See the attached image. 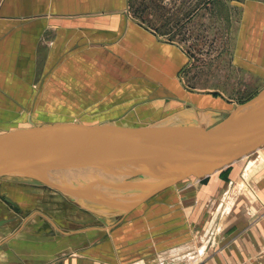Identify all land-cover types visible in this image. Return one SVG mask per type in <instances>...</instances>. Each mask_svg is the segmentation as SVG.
I'll return each mask as SVG.
<instances>
[{"label":"crops","instance_id":"0c3cea01","mask_svg":"<svg viewBox=\"0 0 264 264\" xmlns=\"http://www.w3.org/2000/svg\"><path fill=\"white\" fill-rule=\"evenodd\" d=\"M140 1L0 0V106L15 109L3 112L6 120L27 114L35 122H102L89 131L115 140L130 129L119 132L115 123L163 121L187 107L226 110L225 96L184 82L188 52L180 41H192L197 32L182 40L161 35L133 14ZM161 3L195 27L200 18L230 12L232 65L264 77V0ZM16 107L34 109L28 114ZM187 116L196 118L190 112L179 117ZM69 130L59 138L80 144ZM252 154L258 161L228 208L226 196L244 163L227 166L229 180H192L114 225L75 226L71 222L91 221L64 219L65 230L34 231L33 250L11 246V234L0 229V264H264V145ZM214 205L216 218L205 211Z\"/></svg>","mask_w":264,"mask_h":264},{"label":"water","instance_id":"95a60500","mask_svg":"<svg viewBox=\"0 0 264 264\" xmlns=\"http://www.w3.org/2000/svg\"><path fill=\"white\" fill-rule=\"evenodd\" d=\"M187 111L198 113V110L190 107L183 112ZM60 123L63 122L55 121L51 125L56 127ZM80 125L90 128L101 126L98 123ZM39 126L35 124L0 133V176L24 178L68 196H75L74 188L87 190L99 196L92 198V201L113 208L109 209L111 215L107 217L116 218L178 181L201 179L264 145V87L250 99L230 109L226 116H221L220 121L211 126H204L193 117L184 121L163 120L132 126L115 123L119 132L130 128L115 141L120 144L119 147H94L61 138L29 135ZM128 165L136 169L113 168ZM67 168L83 169H75L73 176L67 177L70 175ZM46 171H50L62 183L69 184L68 187L51 185L42 179ZM118 174H122L119 182L112 179ZM143 175L150 180L143 179ZM108 185L112 190L103 191L102 187ZM136 185L140 188H127ZM0 199L6 202L2 196ZM9 207L12 208V205ZM11 220L1 218L0 226ZM103 222L100 217L90 223L71 224L82 226Z\"/></svg>","mask_w":264,"mask_h":264},{"label":"rangeland","instance_id":"374dc122","mask_svg":"<svg viewBox=\"0 0 264 264\" xmlns=\"http://www.w3.org/2000/svg\"><path fill=\"white\" fill-rule=\"evenodd\" d=\"M141 0V6L137 7L138 10L132 9L133 14H141L145 16L148 23L153 26L154 29L161 35L166 36L172 40L184 39L190 37L194 32L196 36H191L192 41H180V44L186 48L188 52V63L184 73V82L189 87H201L205 92L211 93L214 96L223 95L229 100V106L224 111L214 110L217 113L206 112V110H198V113L190 112L192 116L198 118L204 126H211L219 122L221 116H226L230 109L236 105L243 103L244 101L253 97L262 87H264V77L257 76L253 73H246L240 67H234L231 63V40H230V19L225 15L229 14L227 10H219L218 18L216 17H204L198 19L201 23L198 27L190 26L193 22L191 18L179 20V11L166 10L163 8L161 0ZM194 12V11H193ZM190 13H192L190 11ZM215 11H213L214 15ZM203 23V24H202ZM24 112H30L34 107H16ZM13 107L0 106V133L4 131L28 128L35 124H40L39 128L29 133L37 134L39 136L58 137L60 133H66L69 129L70 132L76 131L73 135H76V139L80 144H88L89 142L98 144L99 147L109 148L120 145L116 144V140L111 138H100L98 135H93L95 132H90L92 129L81 123H91L86 121H79L75 118H71L65 121H61L59 126H52V122H35L29 120L31 115L23 116L22 121H8L6 120L3 112L10 110ZM184 113V112H183ZM29 114V113H28ZM182 114V113H181ZM181 114L178 111L171 112L166 118L170 120H189L190 116L179 117ZM28 119V120H27ZM27 120V121H26ZM165 120V121H166ZM81 122V123H79ZM112 122V121H108ZM102 123V122H96ZM147 124V122H144ZM152 123V122H148ZM91 124H94L91 123ZM106 124V123H105ZM123 126L139 125L143 123H116ZM114 141V142H112ZM251 158V157H247ZM245 159L236 161L240 165ZM236 165V164H234ZM115 167V166H113ZM120 167V166H118ZM232 167H225L221 171L210 174L211 176H220L224 180H229L230 170ZM121 169V168H117ZM250 172L246 180L249 179ZM208 176L204 179L207 181ZM242 179L241 172L236 176V180L233 182L232 187L235 188L237 183ZM194 178H187L172 186H169L159 192L156 196L151 197L144 202V206L154 199H162L166 193L174 192L182 189L184 185L192 183ZM237 187V186H236ZM230 190V189H229ZM242 189L238 192L242 193ZM248 192V191H246ZM0 196H2L6 202L0 199V219L12 218L9 224L2 226L8 233L11 234L10 241L11 246L25 245L34 249L38 236L32 234L34 231L46 228H61L67 229V224L64 219L72 220L75 222H89L95 221L100 218L101 214H104L106 210L102 207V212L89 211L82 207L78 202L70 199L68 195L64 193L54 191L52 189L45 188L42 184L35 185L30 181L16 177H0ZM227 198V196H226ZM12 205V208L9 207ZM213 209L206 208V213L210 217L211 215L216 218L219 208ZM103 216V215H102ZM119 217L114 220L111 225L118 223ZM16 232V234H15ZM14 235V236H13ZM24 247V246H21Z\"/></svg>","mask_w":264,"mask_h":264},{"label":"bare ground","instance_id":"6f19581e","mask_svg":"<svg viewBox=\"0 0 264 264\" xmlns=\"http://www.w3.org/2000/svg\"><path fill=\"white\" fill-rule=\"evenodd\" d=\"M197 120L199 121V122H201L198 118H197ZM202 123V122H201ZM259 149V148H258ZM258 149H256L255 151H257ZM254 151V152H255ZM254 152H252V153H254ZM252 153H250V154H248V155H246V156H244V157H242V158H240V159H238L237 161H241L242 159H245L244 160V164H243V167H242V170H241V177H242V179L237 183V187L235 186V188H232L231 189V191H229V193H228V195H227V208L229 207V205H230V199H232L234 196H235V194L236 193H238V190H240V188L243 186V184L245 183V181H246V178H247V176H248V173L250 172V170L252 169V167H254V165L257 163V161H258V159L257 160H255V159H253L251 156L253 155ZM252 154V155H251ZM251 155V156H250ZM247 157H251V158H247ZM258 157V156H257ZM236 162V161H235ZM235 162H233V163H235ZM232 163V164H233ZM179 166H177V168H178ZM113 168H124V169H126V170H131V169H136V167L135 166H133V165H128V166H120V167H118V166H115V167H113ZM137 168H139V167H137ZM68 170L67 171H69L68 173L70 174L69 176H67V177H72L73 176V172H74V170L75 171H78L79 169H83V168H67ZM149 170V169H148ZM169 172H172L173 170H168ZM218 171H220V170H218ZM49 172V173H48ZM46 171V173H44V175L41 177L42 179H45V180H47L48 182H50V184L51 185H56V186H58V187H68L67 185H69V184H64V183H62V181L61 180H58V179H56V178H54L53 177V175L52 174H50V171ZM217 172V171H216ZM122 175V174H121ZM120 174H118V175H116V176H113L112 177V179L113 180H116V181H120V179H122ZM0 177H2V176H0ZM5 177V176H4ZM22 179V178H21ZM24 179V178H23ZM68 179H71V178H68ZM143 179H147V180H150L149 178H147L146 176H144L143 175ZM143 179H142V181H143ZM26 180V179H25ZM185 180V179H184ZM183 180V181H184ZM196 180V179H195ZM26 181H28V180H26ZM133 181H135V180H133ZM182 181V180H181ZM178 182H180V181H178ZM178 182H176V183H178ZM55 183H57V184H55ZM141 183H143V182H141ZM175 183V184H176ZM73 188V187H72ZM127 188L129 189V188H133L134 190H136L137 188H140V186H127ZM75 190V196H70V198L71 199H73L74 201H76V202H78L82 207H84L85 209H87V210H89V211H94V212H99V211H101L102 212V207L106 210V212L104 213V214H101V218H103V220H104V224L106 225V226H108V225H110L114 220H116V218L115 217H113V218H109V217H107V216H110L111 215V213L109 212L110 210H112L113 208H108L107 206H103V205H101L100 203H96V202H94V201H92L91 199L92 198H94V197H99V196H97L96 194H94V193H91V192H89V191H87V190H77L76 188H74ZM102 190L103 191H105V192H109V191H111L112 190V188H111V186H106V187H102ZM124 197H128L129 198V196H124ZM102 199H104L103 197H102ZM110 209V210H109ZM108 211V212H107ZM103 215V216H102Z\"/></svg>","mask_w":264,"mask_h":264},{"label":"built area","instance_id":"2783aa9c","mask_svg":"<svg viewBox=\"0 0 264 264\" xmlns=\"http://www.w3.org/2000/svg\"><path fill=\"white\" fill-rule=\"evenodd\" d=\"M195 264H197V263H195Z\"/></svg>","mask_w":264,"mask_h":264}]
</instances>
